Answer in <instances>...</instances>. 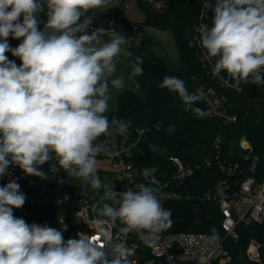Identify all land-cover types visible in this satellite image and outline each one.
Masks as SVG:
<instances>
[{
    "label": "clouds",
    "instance_id": "1",
    "mask_svg": "<svg viewBox=\"0 0 264 264\" xmlns=\"http://www.w3.org/2000/svg\"><path fill=\"white\" fill-rule=\"evenodd\" d=\"M111 6L112 0H0V177L10 175V165L43 177L40 166L55 157L52 171L58 167L82 179L93 192L103 189L93 211L112 223L120 221L125 233L135 231L153 247L172 223L157 190L141 185L138 191L116 192L97 175L103 144L94 142L110 127L127 137L130 127V121H109L105 115L109 85L126 87L122 77H112L119 58L132 57L123 47L128 41L114 35L102 42L105 29L88 31L93 16L86 14ZM206 6L213 11L212 25L200 26L199 43L216 58L212 75L227 73L237 91L241 84H264V0H215ZM41 15L46 16L42 29ZM9 36L22 42L11 48ZM8 52L20 59L19 66ZM142 64L136 56L131 77L143 74ZM158 87L178 94L186 110L201 118L209 115L193 107L200 96L190 93L182 79L165 76ZM139 89L137 83L133 91ZM155 171L144 169L146 174ZM25 201L16 180L0 186V264H129L134 255V249L117 243L110 258L91 237L65 240L47 224L29 225L13 213Z\"/></svg>",
    "mask_w": 264,
    "mask_h": 264
},
{
    "label": "trees",
    "instance_id": "2",
    "mask_svg": "<svg viewBox=\"0 0 264 264\" xmlns=\"http://www.w3.org/2000/svg\"><path fill=\"white\" fill-rule=\"evenodd\" d=\"M203 1L164 0L165 8L162 11L154 10L145 1H137L138 9L145 15L146 25L172 32L178 49V67L176 70L168 69L158 60L145 58L134 47L128 46L127 50L132 53V57H126L129 72L131 73L130 63L134 62L136 56H140L143 58V74L133 77L134 81L119 93L117 107L105 113L109 121L112 118L130 121L127 137L120 136L110 127L116 137L125 143L135 139V128L138 125L147 123V136L139 140L133 148L136 164L154 168L158 175L165 176L172 170L167 160L170 155L180 157L184 163H199V167L194 169L193 174L182 187L183 191L190 194L204 193L216 178L222 176L213 158L209 165L203 161L208 154L214 152L216 136H219L221 158L237 160L244 168L241 178L247 174V162L235 151L237 146L243 151V148L239 146L241 137L249 142L251 153L258 156L256 176L260 177L264 173V84H241V90L237 91L233 81L232 86H223L212 76V67L200 62L195 50L187 43V35L198 19ZM210 2L214 4L215 0H208L205 9L212 13V8L206 6ZM95 11L97 9L89 12ZM38 19L39 27L42 29L44 20L41 16ZM21 42L22 40L11 36L8 38L11 48L17 47ZM6 55L18 66L21 64L20 59L13 56L11 52ZM165 76H176L182 79L190 93H196L197 86L213 88L216 95L224 96L223 107L227 113L234 115L235 119L227 121L221 116L210 115L201 118L190 109L186 110L178 94L158 87ZM137 83L140 89L134 92L133 88ZM193 107L206 110L201 99ZM170 126H174L175 131L170 132L168 130ZM53 164H56L55 157L40 166V170L45 173L43 177L47 178L57 174L67 199L56 202L50 199L30 200L26 197L23 208L33 216L35 222L48 226L52 224L57 213L64 210L68 222L67 237L75 238L74 234L79 226L74 215L75 201L86 199L94 206L100 200L103 189L99 193L93 192L90 185L85 184L82 179L71 177L58 167L56 171H52ZM7 171L10 175L0 177V186L14 179L19 183L21 190L28 183L42 178L26 175L16 165H10ZM162 207L171 211L172 223L165 231L206 232L221 240L229 250L230 259L222 264H259L247 260L244 250L251 238L264 242V223L238 225L239 237L233 240L225 236L221 228V214L215 201L194 198L168 199L162 201Z\"/></svg>",
    "mask_w": 264,
    "mask_h": 264
},
{
    "label": "built area",
    "instance_id": "3",
    "mask_svg": "<svg viewBox=\"0 0 264 264\" xmlns=\"http://www.w3.org/2000/svg\"><path fill=\"white\" fill-rule=\"evenodd\" d=\"M138 0H112L115 17L128 19V10L136 5ZM145 1L156 11L165 8L164 0H139ZM208 0H204L198 19L187 35V43L195 50V53L204 65L213 67L216 58L206 55L199 43L200 26L211 27L213 12L205 9ZM137 6V5H136ZM136 28V26H133ZM102 42H105L102 39ZM213 76V75H212ZM223 86H232L231 77L225 74L214 76ZM196 93L206 106V112L210 116H221L227 121L234 120V115L227 113L223 107L224 96L215 94L213 88L195 87ZM147 123H141L135 128V139L130 143L119 140L109 129L108 134L100 136L94 143L103 144V150L97 156V175L103 184L114 187V191L123 192L127 189L138 191L141 185L155 188L156 195L161 204L163 200L194 198L195 200L208 199L215 201L221 214L220 225L225 236L237 240L239 237L238 225L249 223H264V173L256 176V163L258 156L251 153L249 142L241 137L239 140L243 148L242 159L247 162V174L241 178L244 171L237 160L221 158L219 148V136L214 140V152L204 158L209 165L212 158L221 171L222 176L216 178L211 186L202 194H190L182 190L183 185L193 174L199 163H184L176 155L167 157L172 170L165 176L156 172L145 173L146 166L136 164L133 148L135 144L147 136ZM87 206L86 199H78ZM75 218L79 226L74 237L78 235L88 236L94 239L109 253L114 244L122 243L126 247L134 249V255L128 257L129 264H222L230 259L229 250L222 241L202 231H165L158 234L155 246L148 247L139 235L133 231L125 233L120 221L112 223L107 217L97 215L93 220L86 218L84 207L75 201ZM18 218H23L29 225L35 222L33 216L23 206L13 209ZM38 224V223H37ZM62 232L65 240L68 239V222L66 213L60 210L49 226ZM172 247L176 249L172 250ZM247 260L264 264V242L251 238L244 250Z\"/></svg>",
    "mask_w": 264,
    "mask_h": 264
},
{
    "label": "rangeland",
    "instance_id": "4",
    "mask_svg": "<svg viewBox=\"0 0 264 264\" xmlns=\"http://www.w3.org/2000/svg\"><path fill=\"white\" fill-rule=\"evenodd\" d=\"M128 12H130V15L133 18H135V20L137 21L135 22L137 24L136 25L137 27L135 29L133 27L130 33L129 31L126 30L127 34L125 30L121 31L117 29L115 32L109 33L107 35L106 41L111 40L114 35L123 36L128 41V43L123 46L125 49H127L128 46H131V42L129 40L128 34L130 35L135 34L141 37L143 33L145 32L148 35L152 36L153 39L155 40L154 41L152 39L149 41L143 38L142 40L147 45V47L155 49L157 53L162 54L167 59V63L169 66L178 67V63H179L178 49H177L172 32L169 30H159L155 27L146 25L144 23L145 15L140 9L136 7V5L131 6ZM128 67H129V64H128V61L126 60V57L121 56L117 62V70L112 77V78L122 77L126 84V87L134 81V78L131 77V73L129 72ZM125 88L115 89L111 86V84L109 85L110 100L108 101L109 108L106 113L113 111L117 107L118 95L119 93L123 92ZM239 146L242 148L240 143H239ZM235 151H236V154L238 155H242L243 153V151L240 148H238V146L237 148H235ZM97 163L102 164V160L97 161ZM76 203L84 207V213L87 219L89 220L94 219L97 212L93 211V205L88 204L86 206L84 202H79L78 200H76ZM108 203H111V201H108Z\"/></svg>",
    "mask_w": 264,
    "mask_h": 264
},
{
    "label": "crops",
    "instance_id": "5",
    "mask_svg": "<svg viewBox=\"0 0 264 264\" xmlns=\"http://www.w3.org/2000/svg\"><path fill=\"white\" fill-rule=\"evenodd\" d=\"M86 15L87 16H93L92 23L88 29L89 32H91L92 30H94L96 28H103L106 30V35L102 38V39H104V41L107 40V35L109 33H113L117 29L121 30V31L127 30L130 33V31H132L131 29H133V26L137 25L135 23L137 21L135 20V18H133L130 15V12H129V18L128 19H122V18L115 17L113 6L109 7L107 10L97 9V11L88 12ZM41 17L43 18L44 21L46 20V16L41 15ZM127 31H126V34H127ZM128 35H129V40L131 42V46L134 47L143 57L152 58L153 60H158L168 69H171V70L177 69V67L169 66L167 63V59L162 54L157 53L155 51V49L147 47V45L142 40L144 38V39L150 41L153 39L152 36L148 35L145 32L143 33V35L141 37H139L135 34H131V35L128 34Z\"/></svg>",
    "mask_w": 264,
    "mask_h": 264
},
{
    "label": "water",
    "instance_id": "6",
    "mask_svg": "<svg viewBox=\"0 0 264 264\" xmlns=\"http://www.w3.org/2000/svg\"><path fill=\"white\" fill-rule=\"evenodd\" d=\"M20 191L30 200L50 199L60 202L67 199L57 174H53L51 178L42 177L35 182L28 183ZM174 249L176 247H172V250Z\"/></svg>",
    "mask_w": 264,
    "mask_h": 264
}]
</instances>
